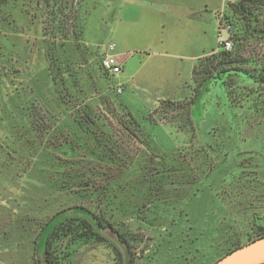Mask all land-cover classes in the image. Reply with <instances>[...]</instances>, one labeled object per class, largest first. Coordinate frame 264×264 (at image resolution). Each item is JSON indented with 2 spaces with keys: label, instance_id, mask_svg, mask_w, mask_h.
<instances>
[{
  "label": "rangeland",
  "instance_id": "rangeland-1",
  "mask_svg": "<svg viewBox=\"0 0 264 264\" xmlns=\"http://www.w3.org/2000/svg\"><path fill=\"white\" fill-rule=\"evenodd\" d=\"M236 36L238 70L200 95L194 67ZM111 45L115 77L102 69ZM263 69L264 0H5L0 264H46L54 226L92 214L131 247L109 231L66 264H213L255 238Z\"/></svg>",
  "mask_w": 264,
  "mask_h": 264
},
{
  "label": "trees",
  "instance_id": "trees-1",
  "mask_svg": "<svg viewBox=\"0 0 264 264\" xmlns=\"http://www.w3.org/2000/svg\"><path fill=\"white\" fill-rule=\"evenodd\" d=\"M4 2L5 0H0V7L4 4ZM235 11L236 13H239L240 15H243L247 18L253 17L251 6H247L245 2L238 3L235 6ZM250 29L253 32L256 30L254 25H251ZM236 37L237 38H233V43L234 45L236 44L235 52L222 50L220 52V56H216L215 54L210 56L211 58H208L207 60V62L209 63H205L201 66H199V64L198 66L194 67L193 78L197 83L196 90L200 95L203 92V88L208 82H210V80L221 78L224 74L226 75L232 70H238L237 68H231L233 66L239 65L242 61L239 53L242 46V38H240V36ZM262 71L264 73V69ZM103 72H105L104 69ZM105 74L110 76L107 72H105ZM261 81L264 82V78H262ZM92 216V219L84 216L69 217L54 226V228L50 231L46 238L44 262L46 264H66V260L71 255L69 247L79 242L105 241L106 233L109 231L114 233L118 237L119 243L127 247H131L128 238L119 230H117L114 225L106 219V217L94 214H92ZM258 229L259 230L256 237L249 240L248 243L254 242L264 237V226H259ZM65 241L67 242L66 244ZM246 244H238L234 249L227 252L218 260L230 254L233 250ZM218 260H216L215 262H217Z\"/></svg>",
  "mask_w": 264,
  "mask_h": 264
},
{
  "label": "water",
  "instance_id": "water-1",
  "mask_svg": "<svg viewBox=\"0 0 264 264\" xmlns=\"http://www.w3.org/2000/svg\"><path fill=\"white\" fill-rule=\"evenodd\" d=\"M214 264H264V237L233 250Z\"/></svg>",
  "mask_w": 264,
  "mask_h": 264
},
{
  "label": "built area",
  "instance_id": "built-area-1",
  "mask_svg": "<svg viewBox=\"0 0 264 264\" xmlns=\"http://www.w3.org/2000/svg\"><path fill=\"white\" fill-rule=\"evenodd\" d=\"M233 43L229 39H220L219 47L222 50L231 51ZM116 50L115 45L109 46V50L106 52L103 60L102 67L111 77H115L123 72L122 64L119 62L117 55L114 54ZM119 92L122 91L120 87Z\"/></svg>",
  "mask_w": 264,
  "mask_h": 264
},
{
  "label": "crops",
  "instance_id": "crops-1",
  "mask_svg": "<svg viewBox=\"0 0 264 264\" xmlns=\"http://www.w3.org/2000/svg\"><path fill=\"white\" fill-rule=\"evenodd\" d=\"M207 6V5H206Z\"/></svg>",
  "mask_w": 264,
  "mask_h": 264
}]
</instances>
